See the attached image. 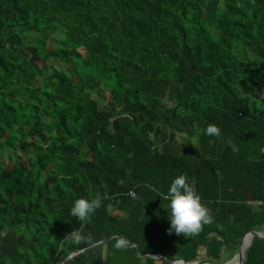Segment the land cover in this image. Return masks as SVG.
I'll return each mask as SVG.
<instances>
[{
  "label": "trees",
  "instance_id": "obj_1",
  "mask_svg": "<svg viewBox=\"0 0 264 264\" xmlns=\"http://www.w3.org/2000/svg\"><path fill=\"white\" fill-rule=\"evenodd\" d=\"M180 174L215 218L191 236L169 233L161 195ZM97 193L87 221L70 215ZM78 230L91 240L70 244ZM249 231L264 233V0H0V264H60L111 235L126 247L70 264H170L132 244L221 264ZM244 264H264V241Z\"/></svg>",
  "mask_w": 264,
  "mask_h": 264
},
{
  "label": "clouds",
  "instance_id": "obj_2",
  "mask_svg": "<svg viewBox=\"0 0 264 264\" xmlns=\"http://www.w3.org/2000/svg\"><path fill=\"white\" fill-rule=\"evenodd\" d=\"M204 131L209 136H215L221 140L224 139L221 129L214 124L207 125ZM227 143L233 151L239 150L231 139ZM161 195L164 201H166L164 205L166 206L167 219L170 222L169 233L174 231L176 234L182 233L185 236H191L198 234L204 225L214 222L215 218L212 210L202 202L201 196L185 174L176 176L170 182L167 190L161 193ZM102 201L103 196L99 193L92 198H76L72 202L70 215L80 221H87L91 214L95 213L102 206ZM91 238L90 234H84L78 230L68 242L70 244H79L81 242H88ZM123 243L125 241L121 240L120 244Z\"/></svg>",
  "mask_w": 264,
  "mask_h": 264
},
{
  "label": "water",
  "instance_id": "obj_3",
  "mask_svg": "<svg viewBox=\"0 0 264 264\" xmlns=\"http://www.w3.org/2000/svg\"><path fill=\"white\" fill-rule=\"evenodd\" d=\"M254 237L264 241V233L261 231H249V232L245 233L239 241L237 253L230 260H228L225 263H221V264H244L246 250L249 248L251 241ZM113 238H117L119 243H120L121 238L119 235H111V236L103 239L102 241H99V242H97V243H95L89 247H86L84 249H81V250H78V251L71 253L60 264H70L75 258H77L83 254H86V253L96 249L97 247H99L101 245H104L106 242H108L109 240H111ZM245 239H247L249 242H248L247 247L244 249V247H242V243ZM120 245L122 247H126L124 244H120ZM129 247L130 248L131 247L136 248V252H137L136 255L138 257H150V258L158 260V261H167L170 264H215V263H211V262L205 261V260H202V261L201 260H195V261H191V262H185L181 259L167 260L160 255L140 254L137 244H132Z\"/></svg>",
  "mask_w": 264,
  "mask_h": 264
},
{
  "label": "rangeland",
  "instance_id": "obj_4",
  "mask_svg": "<svg viewBox=\"0 0 264 264\" xmlns=\"http://www.w3.org/2000/svg\"><path fill=\"white\" fill-rule=\"evenodd\" d=\"M57 38L58 39H62V34L61 33H59L58 35H57ZM49 42H48V47L50 48V47H52V46H54L55 44L52 42V40H48ZM50 42H52V43H50ZM25 43L26 44H32V42L30 41V40H26L25 41ZM46 65H47V67L50 69V68H53V67H57V68H59V67H61V64L57 61V60H53V59H50L49 61H47V63H46ZM62 68H63V63H62ZM92 97L94 98V99H97L98 101H99V103H100V105H105V103L107 102V100H108V98H109V93L108 92H106V91H103V90H98V91H94L93 92V94H92ZM112 211V214H119V213H117V211L115 210V209H113V210H111ZM198 260H203V259H205V250H204V248L202 249V248H200L199 250H198ZM227 262V261H226ZM160 264V263H159Z\"/></svg>",
  "mask_w": 264,
  "mask_h": 264
},
{
  "label": "bare ground",
  "instance_id": "obj_5",
  "mask_svg": "<svg viewBox=\"0 0 264 264\" xmlns=\"http://www.w3.org/2000/svg\"><path fill=\"white\" fill-rule=\"evenodd\" d=\"M248 240L247 239H245L244 241H243V243H242V247H244V249L247 247V245H248Z\"/></svg>",
  "mask_w": 264,
  "mask_h": 264
},
{
  "label": "built area",
  "instance_id": "obj_6",
  "mask_svg": "<svg viewBox=\"0 0 264 264\" xmlns=\"http://www.w3.org/2000/svg\"><path fill=\"white\" fill-rule=\"evenodd\" d=\"M131 195L133 196V195H134V193L132 192V193H131Z\"/></svg>",
  "mask_w": 264,
  "mask_h": 264
},
{
  "label": "crops",
  "instance_id": "obj_7",
  "mask_svg": "<svg viewBox=\"0 0 264 264\" xmlns=\"http://www.w3.org/2000/svg\"><path fill=\"white\" fill-rule=\"evenodd\" d=\"M156 264H159V262H157Z\"/></svg>",
  "mask_w": 264,
  "mask_h": 264
}]
</instances>
